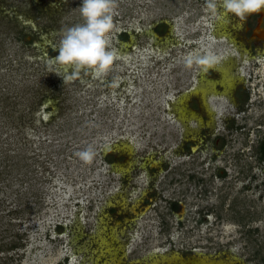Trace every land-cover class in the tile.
Returning a JSON list of instances; mask_svg holds the SVG:
<instances>
[{
	"label": "rangeland",
	"instance_id": "obj_1",
	"mask_svg": "<svg viewBox=\"0 0 264 264\" xmlns=\"http://www.w3.org/2000/svg\"><path fill=\"white\" fill-rule=\"evenodd\" d=\"M80 4L0 0V264H264V67L257 77L207 0H115L106 39L128 62L62 80L48 60ZM169 18L174 49L146 33ZM133 27L137 49L115 48ZM218 65L243 79L245 113L228 124L234 103L217 90L211 122L182 114L175 71L210 86ZM193 137L200 148L183 149Z\"/></svg>",
	"mask_w": 264,
	"mask_h": 264
},
{
	"label": "flooded vegetation",
	"instance_id": "obj_2",
	"mask_svg": "<svg viewBox=\"0 0 264 264\" xmlns=\"http://www.w3.org/2000/svg\"><path fill=\"white\" fill-rule=\"evenodd\" d=\"M220 16L223 17V22H224V28L222 30L218 27V22H217L218 17ZM220 16H216L217 27L222 32L224 30V34L232 37V38L230 37L231 39H233L232 45L236 47L237 45L240 44L242 46L244 53L250 56V57L247 56V59L248 58H251L252 60L254 59L255 63L259 67V69L257 68L258 71H256V74L258 75L257 77L260 78L261 76H263L264 63L263 62L260 63L258 58L261 56V58L264 59V39L261 38L260 34L256 33V31L260 29L264 30V9L260 10L259 12L247 15L246 20H242V21L238 17H236L234 14L227 15L230 17L229 20H227L226 19L227 16H224L222 13L220 14ZM188 18L189 17H187V19ZM189 23H191V21H187L186 25H188ZM177 26L178 24L176 23V20L174 18L173 19L169 18L168 20H163V21L156 19V20H153L151 25H148V28L150 31L146 33L150 34L154 39L156 38L157 41L160 43L167 42L168 45L172 49H174L177 46L181 45L178 42V40H182V38H180L181 35L178 34L177 32L178 30ZM116 33L121 38L120 40L122 42L118 45L119 47L114 46L115 48L126 49L128 47L130 50L137 49L138 45L136 43L131 42L130 38L128 39V35H131V33L139 34V31L137 30V28L133 27L130 32L128 30H119L118 32L116 31ZM127 62L128 60L124 61V63H127ZM166 64L169 66L175 65L172 62H168ZM174 67H173V72L175 70ZM240 68L241 67H239L238 70ZM207 71L211 72V74L215 76V79L214 78L212 79L213 83H211L210 86L206 84L201 85L200 80H199L200 78H198L199 80L198 85L192 88L189 87L188 85L186 86L187 80H186V76L184 75L186 71L185 70L182 71V69L179 71V68L175 71V74L177 73L178 76L182 79L180 80L182 87L178 86L179 89H182V90H178V92L181 91V93L178 96L182 98L180 102H178L180 105L179 108L182 114H184L185 116L195 115L196 113H202L206 117H208V120L211 122L212 117L210 115L212 111L210 109V101L208 100V98L209 96H211L210 94L212 92H217L218 90V93L220 95L228 94L230 96V99L234 103L235 113L232 115L233 118H229V120H227L228 124H230L229 122L234 121L236 119V116L245 113L244 107L247 106L246 104L248 102L251 103L253 100L248 97V100H246L247 98L245 99L247 103L245 105H241L244 89H246L243 86L244 85L243 79L240 76H237L236 78L231 77L229 73L223 68V65L211 66L209 69H207ZM194 73L196 76L199 75L200 77L201 75H204V68L203 70H201V72L195 71ZM113 78H115V76H113L112 78H109L108 76L107 78L105 77L104 79L106 83H110L114 85ZM196 80L197 79H195V81ZM169 136L170 134L168 135V137ZM196 141L197 139L194 137L190 139L185 138V141H182V148L187 149V151L196 152L200 148L198 143H196ZM203 142L204 140H201L200 144H202ZM112 153H117V151L109 150L107 155L112 154ZM146 161L148 162V159H146ZM149 166H150V169L152 170L157 169V167L154 165L149 164ZM147 194L145 195L146 196L145 202H147L149 198H152L151 195L154 194V191L151 190V192H148ZM149 205L150 203H147L146 206H149ZM113 210H115V208H113Z\"/></svg>",
	"mask_w": 264,
	"mask_h": 264
},
{
	"label": "clouds",
	"instance_id": "obj_3",
	"mask_svg": "<svg viewBox=\"0 0 264 264\" xmlns=\"http://www.w3.org/2000/svg\"><path fill=\"white\" fill-rule=\"evenodd\" d=\"M207 6L217 16L234 14L242 21L247 15L264 9V0H207ZM115 7V0H81L79 13L83 23L63 30L57 55L48 60L50 70L62 80L79 77L81 71L90 72L93 78L107 74L117 55L106 39L114 26ZM214 59L212 56H189L186 63L209 64ZM78 155L89 161L92 152L85 150Z\"/></svg>",
	"mask_w": 264,
	"mask_h": 264
},
{
	"label": "bare ground",
	"instance_id": "obj_4",
	"mask_svg": "<svg viewBox=\"0 0 264 264\" xmlns=\"http://www.w3.org/2000/svg\"><path fill=\"white\" fill-rule=\"evenodd\" d=\"M217 22H218V27L222 30L224 28L223 17L222 16L218 17ZM256 33H259L260 34V37L264 39V30H262V29L257 30ZM228 41H229L230 44L233 43V39H231V38ZM222 52H223V50H222ZM119 54L120 55H116L117 58H120L122 60L124 59V61H127L126 58L128 59V57H129L128 54H125L122 51H120ZM123 56H125V58ZM262 59L263 58H261V56L258 58V60H259L260 63L263 62ZM248 60H251V58H248L247 61ZM240 75L242 76V72H240ZM131 88H132L131 86H128V89H126L128 91V93L131 92Z\"/></svg>",
	"mask_w": 264,
	"mask_h": 264
}]
</instances>
